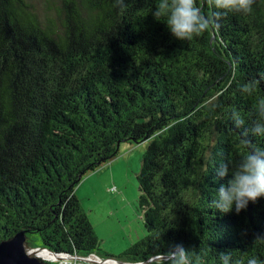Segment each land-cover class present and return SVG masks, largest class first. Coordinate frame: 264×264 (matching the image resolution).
I'll return each instance as SVG.
<instances>
[{"label": "trees", "instance_id": "16d2710c", "mask_svg": "<svg viewBox=\"0 0 264 264\" xmlns=\"http://www.w3.org/2000/svg\"><path fill=\"white\" fill-rule=\"evenodd\" d=\"M155 3L0 0V240L24 229L31 246L81 257L158 264L183 244L205 264H222L220 252L230 264L264 261V241L254 242L264 197L239 214L210 205L230 178L216 169L240 154L230 113L250 128L264 97V79L253 96L240 91L264 76V0L191 41L153 18ZM117 140H147L136 174L145 232L112 255L74 188L117 155Z\"/></svg>", "mask_w": 264, "mask_h": 264}, {"label": "clouds", "instance_id": "9594fccd", "mask_svg": "<svg viewBox=\"0 0 264 264\" xmlns=\"http://www.w3.org/2000/svg\"><path fill=\"white\" fill-rule=\"evenodd\" d=\"M116 6L126 8L125 0H115ZM254 0H207L213 9L211 14L205 15L197 0H156L151 15L156 21L165 23L172 36L179 41H191L207 32L211 27H218L220 21L229 13L249 14ZM252 79L240 87L242 94L253 96L258 89L260 80ZM251 127L246 128V120L241 113L233 109L230 120L234 129L243 130L238 140L239 157L228 159L220 163L216 169L221 179L230 177L225 184H221L215 191V198L211 201V208L222 214L235 210L239 214L246 210L249 202L255 203L264 197V148L257 146L249 136L264 138V97L258 98L252 106ZM264 241V237L257 236L254 240ZM162 254L165 259L158 264H205L203 250L185 248L183 244H173ZM222 264H230V252H220ZM247 264H264L258 258H249Z\"/></svg>", "mask_w": 264, "mask_h": 264}, {"label": "rangeland", "instance_id": "374dc122", "mask_svg": "<svg viewBox=\"0 0 264 264\" xmlns=\"http://www.w3.org/2000/svg\"><path fill=\"white\" fill-rule=\"evenodd\" d=\"M146 141H120L115 157L81 178L79 194L84 206L90 208L100 248L112 255H117L145 232L137 204L136 174ZM77 264L91 263L81 260Z\"/></svg>", "mask_w": 264, "mask_h": 264}, {"label": "water", "instance_id": "95a60500", "mask_svg": "<svg viewBox=\"0 0 264 264\" xmlns=\"http://www.w3.org/2000/svg\"><path fill=\"white\" fill-rule=\"evenodd\" d=\"M120 140H117L116 144L119 145ZM24 229L15 231L13 234L0 240V264H46L45 259L38 254L31 251V249L39 248L41 250H47L52 254L54 259H57V252L49 250L43 246H29L26 241V234ZM97 259L90 257H84V261H88L92 264H106L105 261L113 260L117 264H141L143 262L130 263L122 261L113 257L100 258L93 254ZM155 257V256H154ZM152 257V258H154Z\"/></svg>", "mask_w": 264, "mask_h": 264}, {"label": "built area", "instance_id": "2783aa9c", "mask_svg": "<svg viewBox=\"0 0 264 264\" xmlns=\"http://www.w3.org/2000/svg\"><path fill=\"white\" fill-rule=\"evenodd\" d=\"M57 259H54L52 256L49 258H46V261L52 262V264H77L78 261L83 260L84 257H90L92 259H97L96 256L93 254H90L88 256H77L75 254H69V253H57ZM92 264V263H91Z\"/></svg>", "mask_w": 264, "mask_h": 264}, {"label": "crops", "instance_id": "0c3cea01", "mask_svg": "<svg viewBox=\"0 0 264 264\" xmlns=\"http://www.w3.org/2000/svg\"><path fill=\"white\" fill-rule=\"evenodd\" d=\"M81 180V179H80ZM81 184H82V180L75 186V188H74V193L76 194V196L79 198V200H80V202H81V204L83 205V207L85 208V210H86V212H87V215H88V218H89V220H90V222H91V224H92V226H93V228H94V230H95V232H96V229H95V226H94V223H93V221H92V219H91V217H90V213H89V211H90V208L89 207H85L84 206V204L82 203L83 201H82V198H81V194H79L80 192H79V189H80V187H81ZM91 212V211H90ZM96 234H97V232H96ZM139 235H143L142 233L141 234H139ZM97 236H98V234H97ZM99 238V237H98ZM131 241V240H130ZM106 250H107V248H105ZM111 249V248H110Z\"/></svg>", "mask_w": 264, "mask_h": 264}, {"label": "bare ground", "instance_id": "6f19581e", "mask_svg": "<svg viewBox=\"0 0 264 264\" xmlns=\"http://www.w3.org/2000/svg\"><path fill=\"white\" fill-rule=\"evenodd\" d=\"M31 251H33L34 253L38 254L40 257L42 256H49V255H52L50 252H48L47 250H41V249H31ZM115 263H111V262H105L106 264H117L116 261H114Z\"/></svg>", "mask_w": 264, "mask_h": 264}]
</instances>
